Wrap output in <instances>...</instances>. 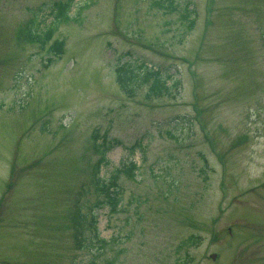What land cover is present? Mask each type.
Masks as SVG:
<instances>
[{"label":"rangeland","instance_id":"rangeland-1","mask_svg":"<svg viewBox=\"0 0 264 264\" xmlns=\"http://www.w3.org/2000/svg\"><path fill=\"white\" fill-rule=\"evenodd\" d=\"M54 1L0 0V264H264V0H192L193 27L186 0H74V19L32 42ZM127 61L178 84L129 95ZM96 129L120 141L99 174L138 166L116 212L92 210ZM82 215V237L94 215L110 240L96 258Z\"/></svg>","mask_w":264,"mask_h":264},{"label":"trees","instance_id":"trees-1","mask_svg":"<svg viewBox=\"0 0 264 264\" xmlns=\"http://www.w3.org/2000/svg\"><path fill=\"white\" fill-rule=\"evenodd\" d=\"M73 3L74 0L54 1L53 4L49 6L50 12L54 13V22L47 30L32 32L31 36L35 41L43 45L46 44L53 37L61 21L68 23L74 19L73 15L70 14ZM154 5L176 11L180 9L181 2L179 0H154ZM183 6L184 9L181 11L180 19L186 21L189 23V26L193 27L195 24V7L192 4V0H186ZM64 45V39H56L48 47V50L49 52L54 51V54L57 55ZM51 58L52 57L49 58L50 62ZM117 75L120 86L129 95H135L139 89L144 87H147L148 95H165L171 93L172 88L176 87L178 84L177 81L169 82L172 76L169 74L165 75L161 68H156L154 65H149L145 62L141 64H136L132 61L123 62L117 68ZM172 122H178V120L174 119ZM190 122H193L192 118L188 119L189 125ZM192 125L191 123L190 127H192ZM170 132L173 137H176L174 129L170 130ZM92 138L94 139L95 150L100 154L98 165L103 166V163H108V151H110L116 143H120V141L116 140L115 142L114 140H107L106 135H102L98 129L93 131ZM135 148L136 147L132 149L135 150ZM137 169L138 166L135 161L125 163L122 167L120 166L113 169L109 176L104 177L101 182L96 184L95 190L98 191V199L95 205L109 206L111 211H118L123 200L122 191L116 187L120 173L127 174V176L135 175ZM93 238L91 242L97 243L100 248L99 254L102 255L103 250L106 249V245L110 243V240L100 237L99 234ZM181 243L183 244L185 241ZM181 243L179 244L180 248ZM104 264H112V260L106 261Z\"/></svg>","mask_w":264,"mask_h":264}]
</instances>
